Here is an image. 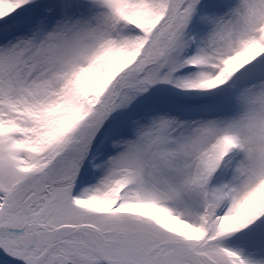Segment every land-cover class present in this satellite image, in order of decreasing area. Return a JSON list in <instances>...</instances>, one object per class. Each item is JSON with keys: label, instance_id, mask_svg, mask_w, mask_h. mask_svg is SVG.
Instances as JSON below:
<instances>
[{"label": "snow or ice", "instance_id": "6c2138e0", "mask_svg": "<svg viewBox=\"0 0 264 264\" xmlns=\"http://www.w3.org/2000/svg\"><path fill=\"white\" fill-rule=\"evenodd\" d=\"M0 264H264V0H0Z\"/></svg>", "mask_w": 264, "mask_h": 264}]
</instances>
